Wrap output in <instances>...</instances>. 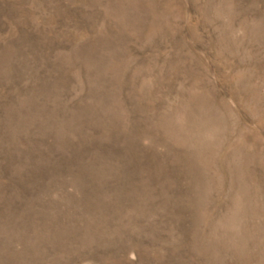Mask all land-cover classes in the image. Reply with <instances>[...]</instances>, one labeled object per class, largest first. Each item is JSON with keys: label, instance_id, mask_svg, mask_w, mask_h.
<instances>
[{"label": "rangeland", "instance_id": "rangeland-1", "mask_svg": "<svg viewBox=\"0 0 264 264\" xmlns=\"http://www.w3.org/2000/svg\"><path fill=\"white\" fill-rule=\"evenodd\" d=\"M0 264H264V0H0Z\"/></svg>", "mask_w": 264, "mask_h": 264}]
</instances>
